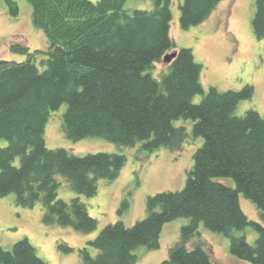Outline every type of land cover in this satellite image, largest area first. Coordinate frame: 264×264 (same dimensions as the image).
Segmentation results:
<instances>
[{
  "label": "trees",
  "instance_id": "obj_1",
  "mask_svg": "<svg viewBox=\"0 0 264 264\" xmlns=\"http://www.w3.org/2000/svg\"><path fill=\"white\" fill-rule=\"evenodd\" d=\"M11 17L18 15L16 0H2ZM32 24L47 40L39 69L27 48L23 61L0 59V196L14 194L18 206L42 205L44 224L69 226L91 232L97 220L79 196H57L58 176L77 195L93 197L99 180H114L125 155L99 151L76 155L65 148H49L45 125L51 111L65 103L62 128L77 141L99 136L121 146L141 143L150 153L161 147L180 148L189 135L174 125L191 120L193 138L202 143L192 155L184 186L146 198V214L132 225L121 220L102 226L80 251L82 264H136L135 249H155L164 223L179 217L180 240L162 264H223L200 245L187 247L203 226L228 237L230 253L251 264H264V117L248 109L236 115L241 99L250 98L253 86L220 91L199 81L201 64L189 47L175 49L169 35L172 0H152L151 9L125 7L126 0H26ZM220 0H182L179 24L183 29L200 24ZM257 38L264 37V0H255L251 21ZM170 50L175 56L160 78L150 69ZM32 57V58H31ZM202 93L198 103L193 96ZM19 164H15V159ZM229 177L234 187L220 178ZM239 194L256 208L261 222L243 212ZM128 208L122 201L118 212ZM250 227L253 244L236 230ZM58 247L70 251L64 242ZM0 264H49L24 237L9 249L0 245Z\"/></svg>",
  "mask_w": 264,
  "mask_h": 264
},
{
  "label": "rangeland",
  "instance_id": "obj_2",
  "mask_svg": "<svg viewBox=\"0 0 264 264\" xmlns=\"http://www.w3.org/2000/svg\"><path fill=\"white\" fill-rule=\"evenodd\" d=\"M18 15L11 17L0 0V59L23 61L26 53L13 51L14 46L27 48L39 69H43L47 40L41 30L31 21V7L26 0H16ZM93 2L97 0H91ZM182 0H172L169 35L175 49L189 47L193 58L201 64L199 81L206 93L209 86L220 91L239 90L249 84L253 86L250 98L241 99L235 109L236 115H243L248 109L256 110L264 117V37L257 38L252 30V17L255 12V0H220L210 14L197 25L183 29L179 24L178 5ZM125 7L133 9H151L152 0H126ZM172 52L170 50L168 53ZM31 57V58H32ZM153 76L160 78L168 71V62L162 58L150 69ZM193 96L198 103L203 95ZM63 103L58 110L51 111L45 125V143L49 148H65L67 151L83 155L99 151L121 152L125 162L114 180H99L97 193L93 197L77 195L68 182L58 176L57 196L70 200L79 196L87 207L89 215L97 220V228L91 232L76 231L69 226L46 225L41 220L42 205L37 202L33 207L18 206L14 203V194L0 196V245L9 249L13 242L26 237L35 247L37 255L49 264H82L80 249L86 247L90 254L96 250L88 245L102 226L116 220L132 225L146 214V198L160 191H175L184 186L187 172L192 166V155L202 143V138H193L191 120L179 118L174 125L186 127L187 139L180 148L170 150L161 147L150 153L141 143L134 146H121L99 136H87L77 141L68 139L62 128ZM7 141L0 139V147ZM15 164H19L18 158ZM234 187L229 177L220 178ZM243 212L254 221L261 222L255 206L242 194L238 196ZM128 208L118 212L122 201ZM185 217H179L163 224L159 236V246L135 249L136 264H162L168 258L170 248L180 240V228L187 223ZM244 235L247 242L254 243L255 230L245 227L234 232ZM64 242L70 251L58 247ZM187 247L202 246L210 257L223 264H251L233 256L229 251L228 237L199 226L198 231L185 241Z\"/></svg>",
  "mask_w": 264,
  "mask_h": 264
},
{
  "label": "water",
  "instance_id": "obj_3",
  "mask_svg": "<svg viewBox=\"0 0 264 264\" xmlns=\"http://www.w3.org/2000/svg\"><path fill=\"white\" fill-rule=\"evenodd\" d=\"M174 56H175L174 52L167 53L163 56L162 60L165 62H170Z\"/></svg>",
  "mask_w": 264,
  "mask_h": 264
}]
</instances>
